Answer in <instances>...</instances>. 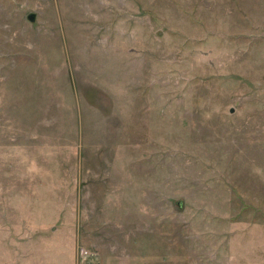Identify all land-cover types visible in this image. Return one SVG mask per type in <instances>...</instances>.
<instances>
[{"label":"rangeland","instance_id":"obj_1","mask_svg":"<svg viewBox=\"0 0 264 264\" xmlns=\"http://www.w3.org/2000/svg\"><path fill=\"white\" fill-rule=\"evenodd\" d=\"M0 264H264V0H0Z\"/></svg>","mask_w":264,"mask_h":264},{"label":"built area","instance_id":"obj_2","mask_svg":"<svg viewBox=\"0 0 264 264\" xmlns=\"http://www.w3.org/2000/svg\"><path fill=\"white\" fill-rule=\"evenodd\" d=\"M78 254L80 255L81 258L90 256V252L86 248H83V247L78 248Z\"/></svg>","mask_w":264,"mask_h":264},{"label":"water","instance_id":"obj_3","mask_svg":"<svg viewBox=\"0 0 264 264\" xmlns=\"http://www.w3.org/2000/svg\"><path fill=\"white\" fill-rule=\"evenodd\" d=\"M27 17H28L29 19H31V18H32V13L29 12L28 15H27ZM229 110H231V108H229Z\"/></svg>","mask_w":264,"mask_h":264}]
</instances>
